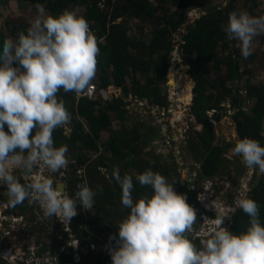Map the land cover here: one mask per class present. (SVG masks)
Segmentation results:
<instances>
[{"label": "clouds", "instance_id": "obj_1", "mask_svg": "<svg viewBox=\"0 0 264 264\" xmlns=\"http://www.w3.org/2000/svg\"><path fill=\"white\" fill-rule=\"evenodd\" d=\"M34 7L37 16L26 32H19L15 41L6 39L0 49V184L7 189L3 194L6 203L0 206L15 208L26 200L37 203L45 218H57L63 232L72 236L69 222L78 215L77 206L92 211L97 192L86 183H78L73 198L65 184L54 185L52 178L36 170L60 175L68 170L69 147H54L53 140L54 130L71 120L58 93L63 89L65 94L74 93L75 100L85 98H76L75 94L84 93L94 84L91 81L100 49L85 18L69 10L59 16L45 15L43 5ZM224 32L228 40L239 42L241 55L247 59L252 55L254 38L264 34V15L233 11ZM96 90L94 100L85 99L95 101ZM230 151L241 157L248 169L264 174V146L259 141L237 139ZM17 171L30 182L21 183ZM76 172L83 174L80 168ZM110 179L120 185L121 203L130 209L118 225V239L109 237L110 243L116 241L115 247L108 248L110 264H264V226L258 204L246 192H239L231 209L234 213L241 209L249 217L246 231L234 235L221 227L226 217L219 215L214 219L217 227L211 237L201 240L197 247L187 234L193 231L195 210L200 208L190 206L186 195L174 191L175 182L169 183L163 175L147 169L135 179L141 187H150L152 194L134 201L132 176L122 177L115 167ZM202 197L203 193L197 199L203 201ZM74 240L79 243L74 237L62 246L71 248L73 255L75 249L67 245ZM49 249L50 243L43 250ZM22 255L23 250L16 248L13 255L3 258ZM73 262L78 264L80 260L73 258Z\"/></svg>", "mask_w": 264, "mask_h": 264}, {"label": "trees", "instance_id": "obj_2", "mask_svg": "<svg viewBox=\"0 0 264 264\" xmlns=\"http://www.w3.org/2000/svg\"><path fill=\"white\" fill-rule=\"evenodd\" d=\"M32 7L37 3L43 5L51 16H59L64 10H71L75 6L84 8L83 18L88 23L92 24L93 34L97 38L98 47L100 49L97 57V77L99 79L100 88L106 89L109 86H114L122 89L124 97L128 93V82L130 79L131 93L139 98L147 100L151 106L166 107L163 103L165 97L158 94L157 84L163 81L166 74L169 54L172 52V44L169 41L171 34H175L182 28L185 29V34L182 36L179 44V53L182 60L186 62L189 70L183 81L191 82V114L196 123L201 126V133L194 134L193 146L198 147L204 154L201 161L200 169L201 176L204 179H213L217 176L220 167L224 164V152L221 148L213 147L216 140L215 132L212 129L208 119V113L218 112L221 110V101L231 99L232 108L237 110L234 115V122L237 127L239 139L251 138L259 141L261 146H264V84L260 86H247V96L251 100H255L253 108L246 112L241 108V89L227 87L228 82L237 81L241 78L239 58H236V52H232L234 40H228L224 27L228 21L229 13L237 11L234 1H231L226 7L219 8L212 16H203L196 20L191 25H187V15L194 8L190 0H22ZM264 1V0H263ZM248 6L247 11L250 15L254 14L259 8L261 0H244ZM4 3V2H2ZM169 7L173 8V11ZM136 19L140 22L152 21L155 22L154 34L151 43L144 47L141 43L134 40H129L127 32L129 24ZM5 28L8 30L13 41L17 38V34L25 31L28 25L25 22L14 23L10 21L5 23ZM5 41L4 32H0V42ZM264 45V36L261 38ZM103 42V44L101 43ZM130 49L136 50V55H131ZM140 49V50H139ZM148 58L142 56L141 51ZM219 51L228 53L225 59L217 57ZM165 52V56L161 62L152 60L154 54ZM234 58V60L232 59ZM241 59V58H240ZM213 64L214 80L211 82L207 78L211 73L205 70L207 64ZM225 64V74H221L220 67ZM15 66V65H14ZM153 74H150V71ZM144 77V84L136 78L135 74ZM181 77L179 73H175V81H179ZM62 101L65 108L71 115L72 130L69 135H65L63 129L57 128L53 132L54 147L67 145L69 150L75 148L80 151L98 152L102 132H108L109 136L104 143V153L109 154L108 157L101 156L100 163L94 164V160L86 155L79 154L76 157L78 169L85 167V176L88 184L93 191L97 192L94 197L95 210L103 213V220H107L108 224L122 221L126 218L130 209L124 207L121 203V188L113 179V185H106L105 175H102L99 168H107L108 164L105 161H110L119 166L122 163V170L127 171L133 169L137 174L143 173L147 169L153 172H158L166 179L168 170L158 166H152L148 162H138L139 151L134 144L141 141V136L138 132L129 133V131L120 127L112 129V120L109 112H114L118 120L122 119L121 107L123 102L121 98L106 101L104 107L95 109L96 101H88L85 98L75 100L73 95L69 93L63 95ZM125 105V104H124ZM79 117L84 118L88 123L87 132L84 131L83 124L79 121ZM6 132H8L5 125ZM93 163V164H92ZM77 170V169H76ZM123 177L125 174L120 173ZM80 178L79 180H81ZM20 182L22 183L23 181ZM134 190L132 193L133 200L136 201L143 195L152 194L150 187H141L133 178ZM102 188V192L98 189ZM187 196L188 204L195 208H200L197 200V195L189 194L184 191ZM75 194V190H74ZM248 198L254 200L259 206V219L264 226V178L258 187L254 188ZM119 201L122 206L117 210L120 215L116 217V213L109 212L106 207H115V201ZM6 203V201H5ZM29 209L28 201L16 206L8 208L5 214L12 216H24ZM78 215L69 222V228L72 235L78 240L79 248H84L87 245H98L102 242L100 237L103 235V227L97 225L96 221L91 218L83 219L81 217V209L77 207ZM119 223H116L114 230L110 231L109 235H115L118 230ZM249 226V217L238 209L232 215V226L229 230L234 235H240L245 232ZM68 240V234L62 232V242H57L51 238L50 253L58 257L57 264H74L73 253L71 248H67L69 254L62 252L61 247ZM1 242V240H0ZM110 242V241H109ZM113 241H111L112 243ZM81 264H110L107 258L100 255L94 256L88 253L86 256H81ZM80 263V262H79ZM78 263V264H79Z\"/></svg>", "mask_w": 264, "mask_h": 264}, {"label": "rangeland", "instance_id": "obj_3", "mask_svg": "<svg viewBox=\"0 0 264 264\" xmlns=\"http://www.w3.org/2000/svg\"><path fill=\"white\" fill-rule=\"evenodd\" d=\"M190 1L192 2V7L194 9L187 15V25L194 23L203 16L214 15L217 9L226 7L231 1H234L237 12L247 11L248 8L244 0ZM261 1L259 8L254 14H252V16L258 17L264 15V1ZM169 8L173 11L172 7ZM70 11L75 12L77 16L82 17L84 8L81 6H75ZM45 15H49L46 9ZM36 16L37 10L35 7H32L22 0H0V32H4L5 40H13L8 30L5 28L6 22H25L30 27ZM149 22L150 21L140 22L139 20L134 19L131 24H129V30L127 32L128 39H135L136 42L141 43L144 47L148 48L154 34L153 24H155L154 21H152V23ZM89 26L91 32H93L91 27L92 24L90 23ZM184 34L185 29L182 28L177 33L171 34L168 38L172 44V52L169 54L165 77L163 78V81L156 86L159 91L158 94L161 97H165L163 103L166 107L151 106L146 99L135 96L134 93H131L130 79H127L129 94L124 97V91L117 88V93L113 96L122 99V119L118 120L115 117L114 112H112L111 115L113 119L112 129L124 127L131 134L136 132L140 134L142 138L141 141L134 144L135 148L139 151V156L137 158L138 162H148L152 166L167 169V181L169 183L175 182L173 188L177 194L185 195L186 193H184V191H186L189 192V194H196L198 197L203 193L202 198L205 199L203 201L197 199L200 204V209L195 210L197 222L193 226V231L187 234L191 241L196 235H200L201 238L198 243H196V245L199 246L201 240L210 238L213 234V230L217 227L214 219L219 215L226 217L221 227L228 228L232 215L234 214L231 210L234 199L241 191L246 192L248 197L249 193L260 185L262 178H264V174H259L258 171L248 169L241 163V157L234 155L230 151L234 147L236 140L239 139V135L233 119L237 110L231 107L232 100L227 99L221 101L219 107L221 110L207 114L212 129L216 135L213 147L221 148L223 150L224 155L222 157L225 161L215 178H202V169H200V166L204 154L198 149V147L193 146L194 134L201 133L202 128L196 123L191 114V98L193 97V95L191 96V82L187 80L183 81L185 78L184 75L187 74L189 68L186 65V62L182 60L179 53V44ZM263 36L264 34H261L254 38L252 42V55L247 59L242 57L238 41L234 40V45L231 47L233 48L232 52H236V58H239L240 73H244V75H241V78L237 81L228 82L227 87L234 88L235 90L237 88L241 89V108L246 112H249L255 104V100L248 98L246 87L260 86L264 84V45L261 41ZM101 43L103 44V42ZM2 47L3 44L0 42V49H2ZM130 52L131 55H136V50L130 49ZM141 53L143 56L147 51H141ZM227 55L228 53H221L219 51L217 57L222 56L225 59ZM164 56L165 52L156 53L152 56V60L162 63ZM144 58L147 59L148 57L144 55ZM232 59L234 60V58ZM212 66L213 64L211 63L207 64L205 67V70H208L211 73L207 77H210L209 80H211V82L214 80L215 76ZM225 67V64H222L220 67L222 75L225 74ZM176 72H178L181 77L179 79L181 83L175 81ZM138 74L139 73L137 72L135 76L140 81V84L143 85L145 79ZM150 74H153L152 69ZM99 85L100 83L97 78L96 86L98 87ZM99 98L100 97H98V100ZM106 101H102L101 103L100 101L97 102L95 109H99L100 106L104 107ZM111 101H113V99ZM108 136V132L101 133L98 143L100 148L99 152H78H81L90 159L98 157L94 160V164H97L98 162L100 163L101 156L108 157L110 154L104 153V143ZM68 155H70L68 157L70 167L75 160L70 152ZM124 161L119 163V166L115 165L113 162L105 161V163L108 164V167L99 168L101 174L106 176V185H113V179H110V177L115 167L119 168L120 173L130 175L135 179L137 175L135 170H122ZM80 169L83 170V174L80 176L77 175L78 178L77 182L74 183V190H77L76 185L78 183H86L92 189L88 184V180H86L85 167H81ZM36 172L43 177L52 178L54 185L67 183L64 178L66 172H64V175H60L59 172L56 174H50L44 169H37ZM15 174L19 179H22V183L30 182L28 178L22 176L18 171ZM69 176L72 177V175ZM80 178L82 179L79 180ZM189 181L192 183L189 185V191H187L186 188ZM6 190V185L0 184V205L3 204L5 199H7L6 196L3 195ZM69 190H72V188L70 187ZM74 197L75 194L73 193V198ZM28 204L29 209L23 217L7 215L5 214L6 208L0 206V212L2 211L5 216V220L2 224L0 223V228L2 226L4 231L1 233V237H3L1 238V245L3 247L13 245L23 249H26L28 246L35 247L36 249H44L50 243L51 238L56 239L57 242H62V232L65 230L62 224L58 222L59 220L53 219L52 217L50 219L45 218L37 203L28 201ZM121 207L119 201L116 200L115 207L108 206L106 209L111 213L115 212L116 217H118L120 214L115 209ZM80 209L82 213L81 217L83 219L91 218L92 221H96L97 225L103 227L104 232L100 237V241L103 244L110 243L109 233L114 230L116 223H120L121 221H116V223L110 225L107 223V220H103V213L95 210V208H93L92 211H84L80 206ZM204 217H207L208 219L204 220ZM7 232H9V235H7ZM68 237L69 241L71 238H74L73 235ZM73 258L76 259L74 256ZM79 264H81V261Z\"/></svg>", "mask_w": 264, "mask_h": 264}, {"label": "built area", "instance_id": "obj_4", "mask_svg": "<svg viewBox=\"0 0 264 264\" xmlns=\"http://www.w3.org/2000/svg\"><path fill=\"white\" fill-rule=\"evenodd\" d=\"M96 86L94 84H91V87L85 90L84 93L82 94H75L76 98L79 97H85L88 100H94L95 99V94H96ZM57 219V218H56ZM5 220V216L3 215V212H0V223ZM232 223L230 220V224L228 226V230L231 229ZM4 232L3 228L1 226L0 228V240L1 238V233ZM7 235H9V232H7ZM115 236L118 239V230L115 233ZM200 235H196L192 241L194 244L198 243L200 239ZM77 241L74 240L72 243H69L67 246H72L74 250V257L76 258L75 261L78 262L81 258V256H86L88 253H92L94 256H102L104 258H108L111 261V256L108 252L109 247H115L116 246V241L113 240L112 243H107V244H98V245H90L86 246L84 248H79L77 245ZM197 247H200L197 246ZM18 248L13 245H8L3 247L0 243V264H57L58 262V257L55 255H52L49 250H43V249H36L35 247H30L28 246L26 249H23V255L19 257H9V258H3L5 255H13L15 249ZM62 252L65 254H69V251L67 250V247H62L61 248ZM112 262V261H111Z\"/></svg>", "mask_w": 264, "mask_h": 264}, {"label": "crops", "instance_id": "obj_5", "mask_svg": "<svg viewBox=\"0 0 264 264\" xmlns=\"http://www.w3.org/2000/svg\"><path fill=\"white\" fill-rule=\"evenodd\" d=\"M97 78L98 77L95 75V78L92 80L93 82L92 81L91 82L92 83H95L97 85ZM97 88L99 89V91H98V93L96 95V97H97V99L95 100L96 102H99L100 101V103H101L102 101H106V100L111 101L112 99L117 98V97H113V96H115L114 94L117 93L116 92L117 87L109 86L105 90L101 89L100 86H98ZM111 90H113V91L110 92ZM69 94L70 95H73V97H74V93L69 92ZM63 95H64V91H63V89H61L60 92L58 93V96H59L60 99H62ZM98 97H100L99 100H98ZM111 114H112V112H110V119L112 120V125H113V119H112V115ZM78 119L83 124L84 131L87 132V129H88V123H87V121L84 118H82V117H79ZM72 126H73L72 125V121L70 120V123L69 124H67L66 126L61 127L63 129L65 135H69L71 133ZM98 143H99V141H98ZM78 151H80V150H77V149L75 150V148L69 150V152L74 157V160L76 159V157L79 156V154H82L81 152H78ZM87 152L93 153L92 151H87ZM94 153H97V152H94ZM72 165H76L77 166L76 162H74ZM5 201H6V199L4 200V202Z\"/></svg>", "mask_w": 264, "mask_h": 264}, {"label": "water", "instance_id": "obj_6", "mask_svg": "<svg viewBox=\"0 0 264 264\" xmlns=\"http://www.w3.org/2000/svg\"><path fill=\"white\" fill-rule=\"evenodd\" d=\"M72 93V92H71ZM77 168V166H75V165H73L72 166V169L73 170H75ZM77 175H78V173H74V174H72V177H70L69 175H67L66 176V181H67V183L65 184L66 185V188H65V190L66 189H69L70 187H69V182L71 181V180H75L76 178H77ZM191 181H189L188 182V185H187V191H189V185H191ZM59 184H62V183H59ZM67 193H68V195L70 196V195H72V193H73V191L72 190H69V191H67Z\"/></svg>", "mask_w": 264, "mask_h": 264}, {"label": "flooded vegetation", "instance_id": "obj_7", "mask_svg": "<svg viewBox=\"0 0 264 264\" xmlns=\"http://www.w3.org/2000/svg\"><path fill=\"white\" fill-rule=\"evenodd\" d=\"M71 166H73V165H71ZM76 166V165H75ZM78 168V167H77ZM76 168V169H77ZM73 170L72 169V167H69V169L67 170V171H65L66 173V175L65 176H67V175H72L73 173H75L77 170ZM64 176V178H65V180H66V177ZM77 178H78V176H77ZM77 178L75 179V180H71L70 181V183H69V187H71L72 188V191H73V193H74V183H76L77 182Z\"/></svg>", "mask_w": 264, "mask_h": 264}]
</instances>
